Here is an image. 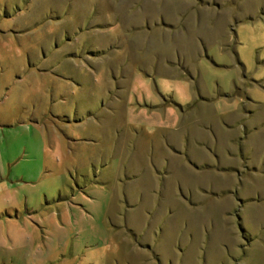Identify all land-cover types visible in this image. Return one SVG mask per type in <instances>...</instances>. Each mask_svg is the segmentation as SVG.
Wrapping results in <instances>:
<instances>
[{"label": "rangeland", "instance_id": "obj_1", "mask_svg": "<svg viewBox=\"0 0 264 264\" xmlns=\"http://www.w3.org/2000/svg\"><path fill=\"white\" fill-rule=\"evenodd\" d=\"M0 264H264V0H0Z\"/></svg>", "mask_w": 264, "mask_h": 264}, {"label": "trees", "instance_id": "obj_2", "mask_svg": "<svg viewBox=\"0 0 264 264\" xmlns=\"http://www.w3.org/2000/svg\"><path fill=\"white\" fill-rule=\"evenodd\" d=\"M238 92H239V90H236L235 94H237ZM241 231H242L243 235H244L246 238H248V237L246 236V234H245V232L243 231L242 228H241Z\"/></svg>", "mask_w": 264, "mask_h": 264}]
</instances>
